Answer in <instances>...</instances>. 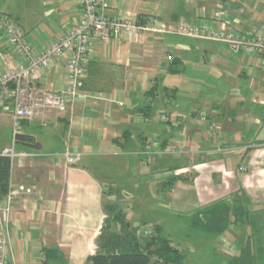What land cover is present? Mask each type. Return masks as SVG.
Listing matches in <instances>:
<instances>
[{
  "label": "crops",
  "instance_id": "obj_1",
  "mask_svg": "<svg viewBox=\"0 0 264 264\" xmlns=\"http://www.w3.org/2000/svg\"><path fill=\"white\" fill-rule=\"evenodd\" d=\"M4 5L0 0L6 14ZM79 9L77 0H40L25 16L7 15L41 50L75 23ZM103 14L140 29L93 40L85 96L64 113L20 125L28 126L22 135L30 147L16 141L15 149L32 157L12 164L9 186L33 192L13 200L7 253L16 264H89L106 204L139 233L157 223L165 202L195 212L229 203L245 209L254 264H264V61L173 33L184 22L210 29L221 19L264 37V0H103ZM65 64L55 60L32 87L65 93ZM10 66L0 35V72ZM12 126L0 107V156ZM177 140L180 149L171 153ZM67 153L78 162L68 165ZM183 168L189 173L177 174ZM126 202L132 206L123 211ZM45 251L62 260H44Z\"/></svg>",
  "mask_w": 264,
  "mask_h": 264
},
{
  "label": "built area",
  "instance_id": "obj_2",
  "mask_svg": "<svg viewBox=\"0 0 264 264\" xmlns=\"http://www.w3.org/2000/svg\"><path fill=\"white\" fill-rule=\"evenodd\" d=\"M77 1L80 9L75 23L66 32L60 33L54 43L44 46L41 50L32 49L24 39L15 19L0 11V35L6 40L9 54L14 59V66L5 67L0 72V107L3 113L12 119L14 127L12 143L9 148L3 150L2 156L10 160L11 166L16 160L32 157L30 154L15 150L16 129L23 122L46 119L49 113H64L70 102L85 96L83 83L91 42L117 37L124 33H135L140 29L129 20L107 18L103 14V0ZM213 24V28L208 29L184 22L173 33L186 38L222 43L235 53L264 61L263 36L247 35L221 19H216ZM62 58L66 59L65 93L51 89L42 91L34 89L32 84L40 80L42 70ZM102 100L108 104L112 102L105 98ZM118 106L122 104L119 103ZM152 145L156 148L158 144L153 141ZM179 145L180 140L174 142L170 146V152H178ZM78 159L79 156L76 154H65L68 165H74ZM187 172L188 169L183 168L178 170L177 174ZM32 192V187L9 186L7 195L0 204V264H16L12 256L7 253L10 246L12 203L17 196L30 195Z\"/></svg>",
  "mask_w": 264,
  "mask_h": 264
},
{
  "label": "trees",
  "instance_id": "obj_3",
  "mask_svg": "<svg viewBox=\"0 0 264 264\" xmlns=\"http://www.w3.org/2000/svg\"><path fill=\"white\" fill-rule=\"evenodd\" d=\"M141 113L145 119L150 116L148 113L144 114V109ZM10 170V160L0 156V202L4 200L9 190ZM107 211L115 213L112 216L115 226L110 228L103 226L96 241L97 252L88 258L87 263L185 264V257L180 250L161 235L158 227H155L148 237L139 239L136 230L127 227L122 212L110 205L107 206ZM243 215H246L245 209L239 205L217 203L196 211L189 219V225L193 231L216 237L227 231L230 225L242 222ZM43 259L62 260L54 251H45ZM226 264H254L251 243L248 241L237 255L227 260Z\"/></svg>",
  "mask_w": 264,
  "mask_h": 264
},
{
  "label": "rangeland",
  "instance_id": "obj_4",
  "mask_svg": "<svg viewBox=\"0 0 264 264\" xmlns=\"http://www.w3.org/2000/svg\"><path fill=\"white\" fill-rule=\"evenodd\" d=\"M39 3L40 0H5V12L13 17L25 16L31 8L37 9ZM13 128L12 126L11 132H13ZM25 133H28V126L23 124L16 129L15 134L22 135ZM120 195L123 196L121 193ZM114 198L113 195L107 196L108 200H113ZM107 206L108 204L105 206V220L107 222L104 226L105 228H110L115 226L112 222V216L115 215V213L113 211H107ZM131 206V204L126 202L123 203V205H119V208L123 211H127L130 210ZM158 206L160 208L153 217L154 222L157 223H153L145 229L142 228V232L137 233V236L139 239H144L149 236V233L153 231L155 227H158L161 235L167 238L173 246L180 250L185 257V264H226L227 260L237 255L248 241L251 243V238L248 236H251L252 230H250L249 221L247 222V216L242 217L241 221L242 224L245 222V224L248 223V228H246V226L244 227V225L238 228V222H236L230 225L228 230L220 236L209 237L201 232L191 230L189 219L195 212V209H193L191 205L183 206L182 204L165 202L163 207L160 205ZM137 214L139 217L142 216L139 212H137ZM147 217L146 214L145 218Z\"/></svg>",
  "mask_w": 264,
  "mask_h": 264
},
{
  "label": "water",
  "instance_id": "obj_5",
  "mask_svg": "<svg viewBox=\"0 0 264 264\" xmlns=\"http://www.w3.org/2000/svg\"><path fill=\"white\" fill-rule=\"evenodd\" d=\"M15 140H16L18 143H23L25 146L30 147V145H28V143H27L28 137H26V136H24V135L17 134V135L15 136Z\"/></svg>",
  "mask_w": 264,
  "mask_h": 264
}]
</instances>
